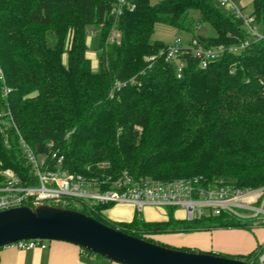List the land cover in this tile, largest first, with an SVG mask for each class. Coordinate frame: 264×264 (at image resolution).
I'll use <instances>...</instances> for the list:
<instances>
[{"label": "trees", "instance_id": "1", "mask_svg": "<svg viewBox=\"0 0 264 264\" xmlns=\"http://www.w3.org/2000/svg\"><path fill=\"white\" fill-rule=\"evenodd\" d=\"M111 2L0 0V109L8 108L13 122L0 123V184L6 170L35 184L23 140L48 164L62 157V170L107 181L102 190L123 172L134 180L223 178L240 189L264 186V42L237 56L226 53L206 69L186 56L177 78L160 55L166 45L151 41L156 25L205 47H229L245 39L242 21L212 0H133L134 10L116 21L118 43L111 44ZM191 12L214 37L192 34ZM249 15L264 25V0H252ZM91 31L97 32L96 72L86 57ZM3 85L10 89L5 101ZM102 163L109 167L100 169ZM113 206L64 209L152 244L155 235L245 228L225 216L175 220L173 209L164 222L117 223L103 213ZM252 256L235 259L249 263Z\"/></svg>", "mask_w": 264, "mask_h": 264}, {"label": "built area", "instance_id": "2", "mask_svg": "<svg viewBox=\"0 0 264 264\" xmlns=\"http://www.w3.org/2000/svg\"><path fill=\"white\" fill-rule=\"evenodd\" d=\"M212 1L218 8L226 9L242 21L245 39L229 47L223 45L205 47L192 37H189L186 42L175 38L172 44L165 46L160 55L173 68L177 78L181 77L186 67V56L196 62L198 69H206L220 61L226 53L237 56L251 43L264 42V25L256 22L254 17L243 14L240 8L228 0ZM134 8L133 0H112L108 16L113 20V25L107 36L108 43H118L116 21ZM90 35H93L92 31ZM0 80L3 81L1 71ZM120 85L116 83V86ZM1 92V98L5 101L10 89L3 85ZM5 121L13 125L10 111L6 107H1L0 123L4 124ZM19 143L26 163L30 166L35 184L26 185L11 171H4L2 173L4 180L0 184V212L19 207L64 208L69 204L77 210L92 211L99 205L130 204L135 210V217L140 220L146 208H165L182 211L183 220L187 222L225 216L245 228L264 225V186L240 189L233 184L218 180L212 184H206L201 177L180 178L165 182L148 177L134 180L123 172L108 185L107 189L102 190L101 186L107 184V181L86 179L82 175L62 170V157H59L52 165L48 164L44 156L35 155L23 140ZM98 167L106 169L109 165L102 163ZM46 243V240L31 239L17 241L8 246L19 251L45 250ZM249 263L264 264V249Z\"/></svg>", "mask_w": 264, "mask_h": 264}, {"label": "water", "instance_id": "3", "mask_svg": "<svg viewBox=\"0 0 264 264\" xmlns=\"http://www.w3.org/2000/svg\"><path fill=\"white\" fill-rule=\"evenodd\" d=\"M31 239L70 243L119 264H251L152 244L74 210L39 206L0 212V248Z\"/></svg>", "mask_w": 264, "mask_h": 264}, {"label": "crops", "instance_id": "4", "mask_svg": "<svg viewBox=\"0 0 264 264\" xmlns=\"http://www.w3.org/2000/svg\"><path fill=\"white\" fill-rule=\"evenodd\" d=\"M167 212L165 208H146L141 218L144 222H164L167 220ZM103 213L108 220L117 223H129L136 216L130 204L114 205ZM172 215L175 220H183V212L180 210L172 211ZM157 239L161 246L171 249L233 258L248 255L256 257L264 249V225L256 228H220L166 234ZM46 245L45 250L29 251H19L12 246L2 247L0 264H119L106 258L84 254L79 247L70 243L47 241Z\"/></svg>", "mask_w": 264, "mask_h": 264}, {"label": "rangeland", "instance_id": "5", "mask_svg": "<svg viewBox=\"0 0 264 264\" xmlns=\"http://www.w3.org/2000/svg\"><path fill=\"white\" fill-rule=\"evenodd\" d=\"M231 4L235 5L238 8H243L242 13L245 15H248L252 12V1L251 0H228ZM158 0H149L150 4H155L157 3ZM240 5H242L240 7ZM226 13H229L226 9H224ZM190 17L193 20V26H192V31L194 35L200 36L203 38H209V37H214L215 32L206 24H203L200 22V15L197 12H191ZM93 35H87L86 38V44H87V52H86V57L90 62L91 69L93 72H96L98 70V58H97V51L95 50L97 47V32L92 31ZM189 37H192L189 34L183 33V32H178L177 30L164 26V25H156L154 29V33L151 36V41L155 42H161L165 45L172 44L175 40V38H180L182 42H186V40ZM67 49V47L65 48ZM150 57L144 58V61L147 62ZM219 182L222 183H231L230 180H226L223 178L218 179ZM169 209H167L168 211ZM174 211V210H173ZM163 236V235H155L151 239L154 243L160 244L159 240L157 239L158 237Z\"/></svg>", "mask_w": 264, "mask_h": 264}]
</instances>
